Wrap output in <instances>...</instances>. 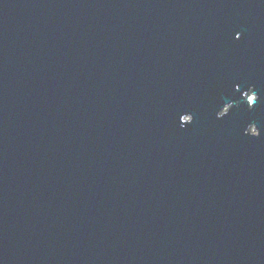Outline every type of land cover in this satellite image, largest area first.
Instances as JSON below:
<instances>
[{
    "label": "water",
    "instance_id": "water-1",
    "mask_svg": "<svg viewBox=\"0 0 264 264\" xmlns=\"http://www.w3.org/2000/svg\"><path fill=\"white\" fill-rule=\"evenodd\" d=\"M0 264H264V0H0Z\"/></svg>",
    "mask_w": 264,
    "mask_h": 264
}]
</instances>
